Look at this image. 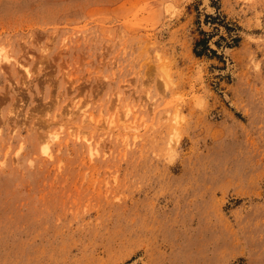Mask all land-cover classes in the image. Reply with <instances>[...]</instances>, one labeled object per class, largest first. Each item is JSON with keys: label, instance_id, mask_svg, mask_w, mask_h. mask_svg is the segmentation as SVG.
<instances>
[{"label": "rangeland", "instance_id": "1", "mask_svg": "<svg viewBox=\"0 0 264 264\" xmlns=\"http://www.w3.org/2000/svg\"><path fill=\"white\" fill-rule=\"evenodd\" d=\"M0 264H264V0H0Z\"/></svg>", "mask_w": 264, "mask_h": 264}, {"label": "bare ground", "instance_id": "2", "mask_svg": "<svg viewBox=\"0 0 264 264\" xmlns=\"http://www.w3.org/2000/svg\"><path fill=\"white\" fill-rule=\"evenodd\" d=\"M55 139V136H53V135H51V140H54ZM48 144V143H47ZM46 143L44 144V145H46V147H45V149L48 147V145H47ZM44 149V150H45Z\"/></svg>", "mask_w": 264, "mask_h": 264}]
</instances>
